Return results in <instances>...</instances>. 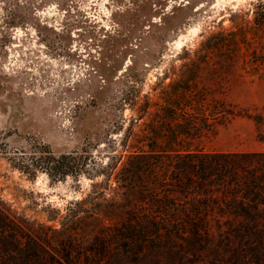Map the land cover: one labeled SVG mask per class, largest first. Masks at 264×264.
I'll return each instance as SVG.
<instances>
[{
	"label": "rangeland",
	"instance_id": "374dc122",
	"mask_svg": "<svg viewBox=\"0 0 264 264\" xmlns=\"http://www.w3.org/2000/svg\"><path fill=\"white\" fill-rule=\"evenodd\" d=\"M257 1L264 0H0V203L28 227L56 225L47 215L62 213L103 177H28L11 166V153L37 142L54 155H86L88 168L112 164L143 143L135 135L152 108L143 114L139 105L187 77L227 81L220 97L249 113L198 124L192 143L264 151V108L259 122L252 116L264 105V25L251 14ZM239 26L259 40L249 61L216 63L210 54L214 60L196 71L183 66L207 36Z\"/></svg>",
	"mask_w": 264,
	"mask_h": 264
},
{
	"label": "trees",
	"instance_id": "16d2710c",
	"mask_svg": "<svg viewBox=\"0 0 264 264\" xmlns=\"http://www.w3.org/2000/svg\"><path fill=\"white\" fill-rule=\"evenodd\" d=\"M251 14L254 24L264 25V1ZM245 29L215 31L183 66L196 71L198 63L214 60L210 54L216 63L249 61L247 52L259 40ZM236 71L229 69L230 78ZM193 78L166 85L139 105L143 114L152 108L135 135L143 143L112 164L88 168L86 155H54L37 142L15 149L10 164L28 177L85 172L103 180L62 213L47 215L56 225L28 227L0 203V264H264V151H210L192 143L202 123L249 116L220 97L227 81ZM260 107L253 108L255 122Z\"/></svg>",
	"mask_w": 264,
	"mask_h": 264
}]
</instances>
